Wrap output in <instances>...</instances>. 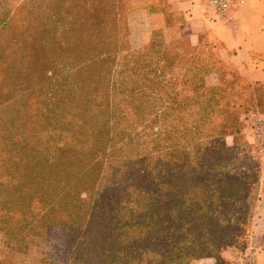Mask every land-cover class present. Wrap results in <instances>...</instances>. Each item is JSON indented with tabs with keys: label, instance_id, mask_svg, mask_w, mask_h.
I'll list each match as a JSON object with an SVG mask.
<instances>
[{
	"label": "trees",
	"instance_id": "16d2710c",
	"mask_svg": "<svg viewBox=\"0 0 264 264\" xmlns=\"http://www.w3.org/2000/svg\"><path fill=\"white\" fill-rule=\"evenodd\" d=\"M132 9L0 0V264L34 238L53 254L42 264H195L248 246L262 166L225 139L245 136L240 100L258 85L217 40L177 79L179 46L159 30L134 45Z\"/></svg>",
	"mask_w": 264,
	"mask_h": 264
},
{
	"label": "crops",
	"instance_id": "0c3cea01",
	"mask_svg": "<svg viewBox=\"0 0 264 264\" xmlns=\"http://www.w3.org/2000/svg\"><path fill=\"white\" fill-rule=\"evenodd\" d=\"M129 24L134 32L145 31L144 41L152 31L171 37L170 45L186 40L189 47L203 46L207 39L220 44L219 57L236 67L252 85L264 86V0H234L226 17L221 18L207 6V0H131ZM136 16L139 19L135 18ZM141 42H133L140 45ZM257 118L264 120V111ZM251 243L264 264V176L252 221ZM196 264H216L206 258Z\"/></svg>",
	"mask_w": 264,
	"mask_h": 264
},
{
	"label": "rangeland",
	"instance_id": "374dc122",
	"mask_svg": "<svg viewBox=\"0 0 264 264\" xmlns=\"http://www.w3.org/2000/svg\"><path fill=\"white\" fill-rule=\"evenodd\" d=\"M214 45H215V40H211V39H207L206 42L204 43V45L200 48V50L204 51L205 58H209L210 59H215L216 58V53H215V49H214ZM178 46L179 48L174 49L173 54H178L177 56V60H178V65L177 67L174 69V75L176 76V78H180L182 76V74L184 73L185 67L187 66L188 61L186 60V58H188V53H190V55L192 54V48L189 47L186 44V40L183 38L181 40L178 41ZM178 50V51H177ZM194 52V51H193ZM211 55V56H210ZM179 57V58H178ZM217 77L218 75H210L207 77V83L209 84H215L217 82ZM241 88H243L241 86ZM239 88V90L241 89ZM258 91L256 94V100L254 99L253 95L249 98L246 99H241V102H248L250 104V112H248V124L249 127L245 133V136L243 135H237V134H229L228 136H226V144L230 147H232L233 145H235L237 143V145L242 144L243 141H246L248 146L251 147V152L254 155V157L256 158V160L258 159L262 168H261V175L259 176V183L261 182L260 179H262V176H264V156L258 154L257 150H256V144H255V140L252 136V125L254 120L258 117V113L259 112H263L264 111V86H257ZM245 96V95H244ZM243 96V97H244ZM258 103V106H256V104ZM256 197H258V194L256 195ZM256 202V201H255ZM257 204V203H256ZM256 204L254 203L252 205L251 208V218L253 221V215H254V211H255V207ZM252 223H250V226L248 228V233H247V239H246V244L248 245L245 250H243V252H240V248L237 246H230V247H225V248H221V249H212L211 252L212 254H218L217 256V261L215 260L216 264H240L242 262V258L244 256V254L251 248H254L258 251L257 248H255L252 243H251V235H252ZM43 241L42 239L39 238H34L32 240H30L28 242V247L27 250L25 251V253H16L15 257H14V262L13 264H42L41 260L42 258H46V257H52L53 254L50 253H44L43 252ZM2 245V239L0 238V246ZM206 258H213V257H205V258H200L198 260H196V262H198L199 260L202 259H206ZM197 259V258H195ZM215 259V258H213ZM195 262V264H196Z\"/></svg>",
	"mask_w": 264,
	"mask_h": 264
},
{
	"label": "built area",
	"instance_id": "2783aa9c",
	"mask_svg": "<svg viewBox=\"0 0 264 264\" xmlns=\"http://www.w3.org/2000/svg\"><path fill=\"white\" fill-rule=\"evenodd\" d=\"M242 3V0H239ZM234 0H207V6L214 10L217 16L224 18L232 8ZM252 136L255 140L258 154L264 156V120L256 118L252 125ZM240 264H263L259 258L258 251L249 249L243 256Z\"/></svg>",
	"mask_w": 264,
	"mask_h": 264
}]
</instances>
